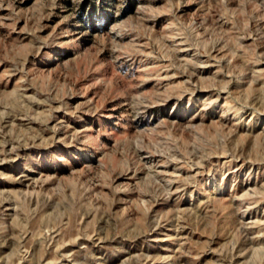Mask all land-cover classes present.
I'll return each instance as SVG.
<instances>
[{"label":"rangeland","instance_id":"1","mask_svg":"<svg viewBox=\"0 0 264 264\" xmlns=\"http://www.w3.org/2000/svg\"><path fill=\"white\" fill-rule=\"evenodd\" d=\"M0 264H264V0H0Z\"/></svg>","mask_w":264,"mask_h":264}]
</instances>
